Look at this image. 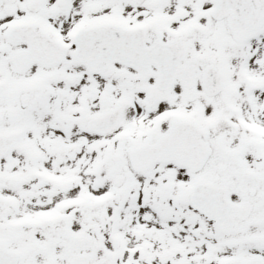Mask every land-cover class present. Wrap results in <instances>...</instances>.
<instances>
[{
  "label": "snow or ice",
  "instance_id": "obj_1",
  "mask_svg": "<svg viewBox=\"0 0 264 264\" xmlns=\"http://www.w3.org/2000/svg\"><path fill=\"white\" fill-rule=\"evenodd\" d=\"M0 264H264V0H0Z\"/></svg>",
  "mask_w": 264,
  "mask_h": 264
}]
</instances>
